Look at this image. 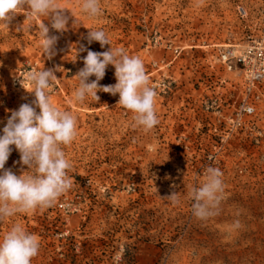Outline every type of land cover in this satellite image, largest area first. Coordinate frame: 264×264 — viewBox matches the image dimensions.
I'll return each instance as SVG.
<instances>
[{
  "label": "rangeland",
  "instance_id": "rangeland-1",
  "mask_svg": "<svg viewBox=\"0 0 264 264\" xmlns=\"http://www.w3.org/2000/svg\"><path fill=\"white\" fill-rule=\"evenodd\" d=\"M82 2L57 0L72 17L67 32L50 28L59 36L51 60L38 35L46 17L0 22V134L10 110L34 99L25 91L31 69L62 68L51 100L77 117L74 140L62 146L71 188L52 206L0 221V240L17 223L35 234L32 264H264V77L253 76L264 65V0H100L95 18ZM87 28L143 61L157 91L152 130L134 125L119 94L73 99L87 55L76 47H110L88 44ZM114 73L109 65L100 84L114 85ZM12 148L5 168L19 176L28 169ZM209 166L223 173L224 192L201 220L190 193Z\"/></svg>",
  "mask_w": 264,
  "mask_h": 264
},
{
  "label": "clouds",
  "instance_id": "clouds-1",
  "mask_svg": "<svg viewBox=\"0 0 264 264\" xmlns=\"http://www.w3.org/2000/svg\"><path fill=\"white\" fill-rule=\"evenodd\" d=\"M81 7L89 18L102 14L100 0H83ZM25 12L30 17L47 18L48 24L43 20L38 25V35L42 55L51 60L57 54L59 36L51 35L50 28L61 34L67 32L72 15L66 14L68 10L62 8L57 0H0V22L8 28L17 14ZM74 24L75 20L72 27ZM86 40L88 44L99 42L101 48L105 45L110 47L103 52L88 50L83 44L76 47L77 56L84 51L87 55L83 57L84 66L74 75L78 85L73 99L82 104L88 98L98 102V92L113 96L119 94L117 104L133 113L134 125L146 131L152 130L159 123L155 107L157 91L149 84L141 58L131 56L121 48H113L102 29H88ZM109 65L115 69L117 82L101 85ZM61 69L56 66L28 70L24 80L30 83V90L25 89L20 79L21 86L34 99L31 103H22L16 110H10L11 114L0 134V221L17 213L52 206L72 186L68 175L71 164L62 146H68L74 140L77 117L55 106L50 94L58 81L56 72H61ZM92 76L94 80H90ZM12 146L20 153L19 163L28 169L19 176L5 168L13 151ZM222 176L220 169L209 166L204 183L191 190L192 210L196 218L205 220L216 214L224 192ZM168 197L176 201V193ZM39 248L40 242L35 234L18 223L14 224L0 240V264H32Z\"/></svg>",
  "mask_w": 264,
  "mask_h": 264
},
{
  "label": "built area",
  "instance_id": "built-area-1",
  "mask_svg": "<svg viewBox=\"0 0 264 264\" xmlns=\"http://www.w3.org/2000/svg\"><path fill=\"white\" fill-rule=\"evenodd\" d=\"M221 58H222V56H221ZM246 58H247V55H245L244 57H241L239 60H243L244 62H246ZM253 76H254L255 80L256 79L257 80L263 79V77H264V65L263 64L258 66L257 70L255 72H253ZM243 109H244L245 113H248V114H252L255 112V106L254 105H250V104L243 105Z\"/></svg>",
  "mask_w": 264,
  "mask_h": 264
}]
</instances>
